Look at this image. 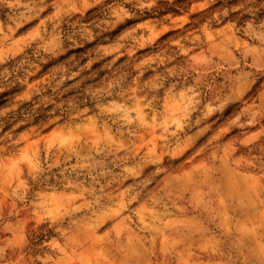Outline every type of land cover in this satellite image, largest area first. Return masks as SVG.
<instances>
[{"label":"rangeland","instance_id":"374dc122","mask_svg":"<svg viewBox=\"0 0 264 264\" xmlns=\"http://www.w3.org/2000/svg\"><path fill=\"white\" fill-rule=\"evenodd\" d=\"M159 1L0 0V118L55 104L0 125V264H264L259 0Z\"/></svg>","mask_w":264,"mask_h":264},{"label":"trees","instance_id":"16d2710c","mask_svg":"<svg viewBox=\"0 0 264 264\" xmlns=\"http://www.w3.org/2000/svg\"><path fill=\"white\" fill-rule=\"evenodd\" d=\"M239 0H216L212 5L209 7L200 10L198 12H195L190 15V22L186 25V29H192L198 27L201 23H203L206 19L211 18L213 13L216 11V9H219L221 7H231L232 5H235ZM190 0H174L173 2L168 1H159L156 6H154L151 11L145 12V14L149 17H159L167 13L172 14H180L181 11H183ZM7 12V8L0 4V18L5 20V15ZM254 17L256 20L261 19L264 17V4H262V0H259L257 6H255V10L253 11ZM233 14H236L235 12L231 13V16H234ZM250 16L245 15L244 21L246 18H249ZM168 36V34H165L160 38L164 39ZM84 49H78L77 51H82ZM54 64H42V70L39 72V76H42L49 71V69ZM68 70L71 68L69 67H75L76 64H66ZM10 66V65H9ZM100 66V64H93L92 68L96 69ZM102 75L98 74L97 78H94L90 80L89 78L85 80L77 89L76 91H71L67 93V95L63 96L62 99H58V97L55 96V98H51L55 103L59 101H67L68 99L72 98V101L79 106H89L90 108H93V102L89 99V97L86 95V90L89 85H97L101 81ZM16 93L15 87L11 88L7 91H3L0 93V110L3 108H6L11 105L12 100L14 98V94ZM38 97V96H36ZM35 101L34 99L29 102L21 103V105L14 111H10L7 113L5 117L0 118V125L2 126V131L5 132L8 130L12 124V122H15L19 118H25L26 120H30L32 124H37L45 121L49 114L48 112L55 107V104H45V105H38L35 107ZM259 144V143H258ZM51 230H47V235L51 234ZM43 235V234H41ZM44 236V235H43Z\"/></svg>","mask_w":264,"mask_h":264}]
</instances>
